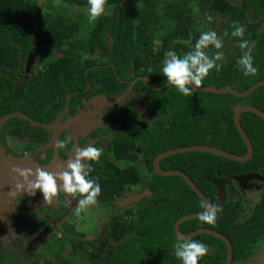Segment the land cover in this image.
<instances>
[{
  "label": "trees",
  "instance_id": "16d2710c",
  "mask_svg": "<svg viewBox=\"0 0 264 264\" xmlns=\"http://www.w3.org/2000/svg\"><path fill=\"white\" fill-rule=\"evenodd\" d=\"M58 1L64 6L51 12L43 10L34 0H0V119L13 112L29 117L15 115L5 120L1 136L7 128L17 137L29 130L32 144L35 141L44 144L48 132L31 120L53 123L62 110L68 108L69 114H75L78 106L83 108L85 99L94 95L115 99L125 94L124 99L107 110L103 125L91 133L93 137L108 135L98 141H107L106 148L99 143L94 145L102 149L99 162H92L95 171L89 174V178L102 187L96 204L119 209L118 215L110 217L107 231L116 242L127 239L122 250L130 253L129 264H153L149 260L182 264L175 255L174 244L178 237L174 222L183 215L203 210V200L182 176L156 173L153 161L162 151L198 144L246 154L248 149L235 124L234 110L238 104H251L264 110V85L248 96L209 90H195L191 96H184L174 86H164L168 82L162 73L165 53L175 50L184 56L194 51L196 41L207 29L206 23L200 28L197 22L200 7L206 5L212 14L225 18L226 23L219 33L223 47L209 46L205 52L210 56L223 52L224 59L217 62L222 64L220 71H211L199 88L249 89L264 80V0H241L240 3L231 0H107L106 5L112 6L113 11L93 20L89 32L83 30L88 16L83 7L89 6L88 0ZM67 5L82 7L77 11L82 13L64 12H72ZM236 23L246 27L243 38L231 35ZM167 27L169 31L157 44V34ZM225 31L227 36H224ZM241 39L254 44L252 55L254 66L258 68L254 76H245L237 63L247 51L239 47ZM35 47V62L29 70V53ZM241 121L254 146L251 159L242 162L195 150L167 156L160 162L163 169H180L189 174L212 204L223 209L218 212L214 225L201 222L197 217L182 223V232L199 227L223 232L233 244L235 261L248 258L254 245L264 237V193L250 218L245 220L240 218L242 205L226 197L228 188H235L234 176L264 175V119L257 113L245 111ZM74 143V140L69 141L67 148ZM116 160L129 163L120 166ZM138 160L145 164V174H141L134 163ZM134 186L139 187L138 191L141 186L148 187L153 196L144 198L143 201L148 202L146 209L142 206L135 217H129L131 208L121 209L115 200L130 193ZM220 190L224 191L223 202L217 196ZM84 227L87 228V223ZM70 231L77 230L70 228ZM60 240L49 244L46 250L56 255L57 264H75L76 256L62 255L64 243ZM190 240L215 249L200 262L224 264L227 245L223 240L207 233ZM136 241L141 243L140 248ZM13 261L10 257H0V264H13Z\"/></svg>",
  "mask_w": 264,
  "mask_h": 264
},
{
  "label": "flooded vegetation",
  "instance_id": "af4514ba",
  "mask_svg": "<svg viewBox=\"0 0 264 264\" xmlns=\"http://www.w3.org/2000/svg\"><path fill=\"white\" fill-rule=\"evenodd\" d=\"M145 77H143V78H145ZM137 79H139V77L134 79L133 81H131V84H134ZM121 96H122L121 99H124L126 97L125 94H123ZM119 97H117L118 101L121 100V99L119 100ZM88 100H90V99H85L84 104ZM85 106H86V104H85ZM85 106L83 108H85ZM67 107H68V104H67ZM78 107L79 108H78V110L76 111L75 114H71V113L69 114L67 112L68 108L66 110H62L60 113H58V115H57L56 119L53 121V123L45 124V123L39 122V123H41L40 125L35 124L36 126L45 127L46 131L48 132L47 142H45L44 144H39L36 141L33 142V144H32V142L30 141V137H29L30 136V132H29V130H26L23 135L18 136L19 138L24 136L25 134L28 136L29 140H28V142H26L25 145L22 146L23 148H20L21 146H18V145H15L14 147L8 146L6 139H7L8 136H13V135L11 133H9V128H7L4 131L5 135L1 136L2 127H3V124H4V122H3L1 124V126H0V143H1L2 147H4V149L6 150V154L7 153L8 154H13L15 157L17 156V157H19L21 159H24L22 157L28 158V157H30V155H33L32 151L37 150V148H40V150L37 152L39 155L36 154L34 156V161H37L39 163L40 167L41 166L42 167L47 166L49 164V162H50V165H51L55 161H57V163L54 164L55 167L58 165V163L61 164V167H62V164L64 166V162L65 161L67 162L72 157L71 153L76 148H82V147H85V146H88V145L94 146L96 143H99L103 148H106L107 145H108L107 141L98 142L99 139L101 137H103L104 135L93 137L91 135V133L93 132L94 129L100 128L103 125V121L105 120L104 115H105V113H107V110L111 109L112 105L109 108L105 109V112H101L100 113L101 115L99 117L100 120L98 121L99 122L98 125L95 126L92 129H89L88 135H86L87 133H85V135H83V137H81L82 135L81 136L77 135V134H80V132H79L78 128H76V127L75 128H71L72 132L69 133V130L66 129V128L60 129L57 126H54L55 125V121L57 119H59L61 122H65L69 118V116H75L80 109H83V108L80 107V105ZM62 113H63V115H61ZM31 121H35V120H31ZM36 122H38V121H36ZM59 129L61 131L59 132V137H58L59 141H58V143L59 142H63L64 143V147L63 148H57L56 144H55V136H54V134L57 131H59ZM105 136H108V135H105ZM13 137L14 138H18L17 136H13ZM71 140H74L75 143H74L73 147L67 148V144ZM6 157H9V156L6 155ZM6 159H8V158H6ZM27 162H29V161L27 160ZM118 162H121V163L123 162L124 164H128L129 163L128 161H125V160L124 161L116 160L117 164H118ZM90 166L92 168L91 172L95 171V170H93L94 166L92 165V162H90ZM62 170H64V168L62 167V169H61L59 167V168H56L52 172L53 173H57V172L62 171ZM16 180H17V184L18 183H24V178L23 177H18ZM254 180L255 181L258 180V183L255 182ZM233 181H234L235 188L229 187L226 197L228 199H233L234 201L239 202L242 205L243 210L240 213V218L245 220L247 218H250V216L252 215L254 209L256 208V205L259 202H261V198H262V195L264 193V175L263 174H241V175L234 176L233 177ZM62 183H63L62 181H58V184H60L61 186H62ZM255 186H257V187H255ZM11 187L12 186H8V185L3 187L2 192L6 193V194L2 198V203L4 205H6L5 204V199L8 202L13 200L16 203L17 208L13 209L11 207L12 208L11 209L10 206H9L7 208V210H6V211H8V209H10V211H11L9 213L10 217L8 216L9 217L8 218V222H11V229L10 230H6L5 227H1L0 226V247H5L7 249V251H8L7 254L1 253L0 257H5V256L6 257H10V258H12L14 260L13 264H16V257L14 256L13 251L16 250L15 249L16 247H19V243L20 242L18 240H19L21 234L26 231L25 230L26 227H24L23 228V232L19 233V230H21L22 226H24L26 223L33 224V227L38 230L37 232H38L39 235H42V234L45 233L44 229H46V230L50 229L51 230V228L53 227L52 226L53 223L50 222L51 220L48 221V217H49L48 213H52L51 211H53L55 213L60 208L61 199H59V197L67 196L69 194H67V193H65V192H63L61 190V191H59L57 198L53 199L52 203H47L44 200L42 192H40L39 190H37V192H36V194L34 196H30V195H27V193L24 192L23 190L18 189L16 186L14 188L13 187L11 188ZM138 188H139L138 186H134L133 187L134 190H132L130 193L138 191ZM248 188H249V190H248ZM256 188L257 189L263 188L261 197L258 200H256L257 196L254 193V189H256ZM140 189L141 190H139L138 192H139V194L141 196L137 199V201L135 203H133L135 200L130 198L127 201L128 203L123 208H121V209H124V210L127 207L131 208L132 213L128 215L129 217H135V214L137 213L139 208L142 207V206H144V209H146V206L148 205V202L147 201H143L144 198L153 196V192L148 187L141 186ZM241 190H242V192H241ZM247 192H249V194ZM130 193H128V194H130ZM128 194H125V195H128ZM125 195H123L122 197H118V198H123ZM246 195H249L250 197L252 196L253 199L250 198V199H252V201H249V198H248V200H246V199L243 200V197H246ZM217 196L220 198L221 202L224 201L225 195H224V191L223 190H220L219 192H217ZM21 198H22V200L20 201L19 199H21ZM118 198L115 200V204H117ZM158 202L159 201H157L156 203H158ZM72 204H73V199L69 200V204H68L67 208H69V206H71ZM117 205L119 206V203ZM99 206H101V205H99ZM101 207H103L104 211H107V213H106V217L104 219L105 222H104V224L102 222V225L100 227L99 233L94 232V234H93V232L88 229L89 223H87V230L85 232H82V231L80 232L78 226H76L73 221H68V222H65L63 224L61 223L62 229L64 231L63 236L57 235V234H55L53 232H50L49 236H50L51 240H49L47 242V244H44L43 246H41V249L38 248V250H40V251L34 250L35 248H31V250L27 253V259L29 261L27 263H24V264H41V260H40V257H39L41 255L42 256H46V257L50 256L49 259H46L47 263H49V264H57V260H56V257H55L56 255L53 252H51V251H47L46 247L49 244H51V243H54V242L56 243L60 239H61L60 242L62 241L64 243V248L62 249L63 250L62 251V255L65 256V257L72 256V255L76 256L75 264H80L79 263L80 261H82V263H84V261H88V263H89V261H91V260L92 261L96 260L95 262H97L98 264H129L131 262L130 253L127 250H122V248L124 246H126V240L127 239L124 240L123 242L122 241L116 242V241H114L113 239L110 238L109 233L107 231L108 221H109L110 217L113 214L114 215H118L119 209L115 210L113 208H108V207H106L104 205H102ZM119 207H121V206H119ZM38 208H39V210H38ZM25 209H26V211L33 213L34 217H28V216L24 215ZM204 210L205 209H203L201 211H198V212H202ZM133 212H134V215H133ZM44 213L46 215H48V216L45 217L44 215H42ZM194 213H197V212H194ZM179 218H177L175 220V222H174V226H173L174 231H175V224H176V222H177V220ZM195 218H197V217H195ZM191 219H193V218H191ZM187 220H189V219H187ZM185 221H183L182 223H184ZM182 223L180 224V231L181 232H182V230H181ZM54 225H56V224H54ZM91 227H93V222H91ZM263 227H264V223H263ZM53 228H56V226L53 227ZM70 228H72V229L76 228L77 231L72 233L70 231ZM203 228H211V227H199V228H196V229H194V230H192V231H190L188 233H183V232L182 233L184 235H187V234H190V233H192V232H194V231H196L198 229H203ZM211 229H214V228H211ZM214 230L219 231L217 229H214ZM219 232L223 233L221 231H219ZM15 234H17V235H15ZM38 234H37V238H39ZM71 234H73L72 236H74V238H72L70 236ZM175 234H176V232H175ZM199 234H202V233H199ZM199 234H196V235H194L193 237H191L189 239H192V238H194L195 236H197ZM207 234H210V233H207ZM89 235L90 236L92 235V239L89 238ZM224 235H226V234H224ZM17 236H19V238ZM177 237H179V236L177 235ZM86 240H88L87 243H86ZM62 242H61V244H62ZM261 242H264V237H263V239H261L260 242H258V243H256L254 245L253 249H251V252L253 250L259 248ZM81 243H82V245L80 247H78L79 244H81ZM136 244L138 245L137 247H139V248L141 247V243L140 242L136 241ZM97 247H99L97 250H94V249L92 250L91 249V248H97ZM9 248H10V251H9ZM70 249L73 251L72 253L69 252ZM214 252H215V249H213L212 247L209 248V253L212 254ZM227 253H228V246H227ZM114 254H116V255H114ZM84 256H85V259H83ZM77 261H79V262L77 263ZM103 261H104V263H103ZM149 261H152L153 264H159L155 260H149ZM159 261H163V259H159ZM236 262H239V261H235L234 260V248H233V260H232L231 264H235ZM147 263H149V262H146V264ZM198 264H203V262L198 261Z\"/></svg>",
  "mask_w": 264,
  "mask_h": 264
},
{
  "label": "clouds",
  "instance_id": "9594fccd",
  "mask_svg": "<svg viewBox=\"0 0 264 264\" xmlns=\"http://www.w3.org/2000/svg\"><path fill=\"white\" fill-rule=\"evenodd\" d=\"M106 3L107 0H88L90 6L88 10L89 19L96 20L99 18L105 10ZM212 19L211 16L208 17L209 21ZM233 28L231 33L233 37H244L246 32L244 25L236 23ZM227 35L228 32L225 31L224 36ZM209 46H214L216 49L223 47L222 39L218 37L215 31L202 32L194 45V51H190L184 56L178 55L175 50L167 51L165 53L166 59L163 61L162 73L167 78L168 86H174L184 96H191L202 85L211 71H220L222 64L217 62L223 61L224 54L217 51L213 56L208 55L205 49ZM239 47L247 49L237 62L243 74L245 76L256 75L258 68L254 66L252 55L254 44L241 39ZM57 147L63 148L64 143L59 142ZM101 156V148L88 145L77 148L75 158L68 161L66 169L57 173H50L40 168L35 170L16 168L14 171L24 178V183H18L16 187L30 196H34L39 190L47 203H52L61 190L73 198L79 195L82 197L78 201L79 209L83 210L89 205L96 204L102 193L101 185L96 180L89 178L92 171L90 162H99ZM33 176L35 179H30ZM58 181L63 182L62 186L58 184ZM201 207L205 211L199 215V220L214 225L218 219V212H222L223 209L203 202ZM174 249L176 257L182 261V264H198V261L209 253L208 246L203 242L183 237L177 238Z\"/></svg>",
  "mask_w": 264,
  "mask_h": 264
},
{
  "label": "rangeland",
  "instance_id": "374dc122",
  "mask_svg": "<svg viewBox=\"0 0 264 264\" xmlns=\"http://www.w3.org/2000/svg\"><path fill=\"white\" fill-rule=\"evenodd\" d=\"M34 1H36L43 10H48L51 12H57L62 6H64L63 4H61V1H58V0H34ZM231 1L234 3H240L241 2V0H231ZM67 6H69V5H67ZM69 8L72 10V12H68V10H64V12H66L68 14L74 12V14H76V15H78L79 13H82V12H77L82 7H79L76 5H71V6H69ZM83 8L87 11L89 10V6L83 7ZM112 11H113V7L106 5L103 14L104 13H111ZM200 11H201L200 16L197 19V22L199 24L198 26H200V28H204L205 23H206L207 24L206 31H215L219 37V33H220L221 28L224 25V23H226V19L222 18L218 15L212 14L210 9L206 5H202L200 7ZM84 13L88 16H87L86 23L83 24V30H84V32H89L92 28L91 24H92L93 20L89 19V11L84 12ZM209 16H211L213 18L211 21L208 20ZM250 16L251 17H259V16L254 15V14H250ZM168 31H169V28L167 27L162 32L157 34V44H159L160 37L163 36L164 34H166V32H168ZM99 60H102L101 56H99ZM34 62H35V60H34ZM34 62L29 66V70H31L30 68H31V66L34 65ZM121 98H122V96L119 97V100ZM117 102H118V98L108 99L106 97H103V95H95V96H93L92 99L88 100L85 103L86 104L85 108L80 109L75 116H69V118L65 122H61L59 119H57L55 121L54 126H57L60 129L66 128L69 130V133L72 132L71 128L76 127V128H78V130L80 132V134H77V135L78 136L82 135L81 137H83V135H85V133H87L86 135H88L89 129H92L98 125V123H99L98 121L100 120L99 117L101 115L100 113L105 112V109L109 108L111 105H114ZM61 115H63V113ZM60 129H59V131H57L54 134L56 147H57V144L59 141L58 137H59V132L61 131ZM6 140H7L8 146H10V147H14L15 145H18V146H21L20 148H23L22 146L25 145L29 139H28V136L25 134L24 136H22L20 138L19 137L14 138L13 136H8ZM76 149H74L73 152L71 153L72 157L69 160H72L75 158V150ZM39 150H40V148H37V150L32 151L33 155H30V157H28V158L22 157L24 159H21L19 161H15V159L19 158V157H17V156L15 157L13 154H8V153L6 154L9 156V159H5V158L1 157V155H0V188L2 186H7V185L12 186L14 188L17 185L16 179L18 177H21V176L19 175L18 172L14 171V169H16V168L32 169V170L40 168V169H44L45 171H48L50 173H53L52 171H54L56 168H59V167L61 169H62V167L64 169H66L67 163L69 160L67 162L65 161L64 166L62 164V167H61V164H59V163L55 167L54 164L57 163V161H55L51 165L49 162V164L47 165L48 167L47 166H45V167L41 166L40 167L39 163L37 161H34V156L36 154H38L37 152ZM4 151L6 153L5 149H4ZM27 160L29 162H27ZM134 163L138 166L141 174L146 173V166L141 160H138ZM118 165L124 166L126 164H124L123 162L122 163L118 162ZM30 179H35V177L34 176L30 177ZM255 182L258 183V180H256ZM255 187H257V186H255ZM248 190H249V188H248ZM262 191H263V188L254 189V193L257 196L256 200H258L261 197ZM241 192H242V190H241ZM247 193L249 194V192H247ZM5 194L6 193H3L0 190V202H1L0 203V213H3V211L5 209V207L3 208V206H2V198L4 197ZM140 196L141 195L139 194V192L135 191L133 193L125 195L123 198H118L117 204L119 203V206H121V208H123L128 203L127 202L128 199H130V198L134 199L135 201L133 203H135ZM70 198L73 199V204L71 206H69V208H67L68 204H69V200H71ZM81 198L82 197H80L79 195H77L75 198H73L70 194L67 196L59 197V199H61L60 208L55 213L53 211H51L52 213H48L49 214L48 221L51 220L50 222L53 223L52 226L53 227L56 226V228L52 227L51 230L50 229L46 230L42 227L45 231V233L42 235L38 234V232H37L38 230L36 228H34L33 224H31V223H26L24 226H22L21 230H19V233L23 232L24 227H26L25 228L26 233L23 232L21 234L20 238H19V236H17L19 238L18 241L20 242L19 247L15 246L16 250L13 251L14 256L16 257V264H24V263H27L29 261L27 259V253L31 250V248H35L34 250L40 251V250H38V248L41 249V246H43L44 244H47V242L49 240H51L50 236H49L50 232H53L57 235L63 236L64 231L62 229L61 223L63 224V223L68 222V221H73L75 223V225L78 226L81 231L82 230L86 231L87 228L84 226L86 223H89L88 229L90 231H92L93 234H94V232L99 233L102 222H103V224L105 222L104 219L106 217L107 211H104L103 207L96 205V204L89 205L85 209L80 210L78 201ZM248 198H249V201H252V199H253L252 196L250 197L249 195H246V197H243V200H245V199L248 200ZM250 198H252V199H250ZM19 200L21 201L22 198ZM5 204H6V208L9 206H10V208L12 207L13 209L17 208L16 203L13 200L8 202L5 199ZM38 210H39V208H38ZM10 212H11L10 209H8V211H6L0 217V226L5 227L6 230L11 229V222H8V218L10 217L9 216ZM27 212L28 211H26V209H25L24 215H26L28 217H34L33 213H31V212L27 213ZM42 215H44L45 217L48 216L45 213ZM91 222H93V227H91ZM54 224H56V225H54ZM37 234H38L39 238H37ZM15 235H17V234H15ZM89 238L92 239V235L91 236L89 235ZM87 242H88V240H86V243ZM81 245H82V243L79 244L78 247H80ZM98 248L99 247L91 248V249L97 250ZM9 251H10V248H9ZM69 252L72 253L73 251L70 249ZM1 253L7 254L8 251L5 247H0V254ZM250 254H251L250 257H248L242 261L236 262L235 264H263L264 263V242H261L260 247L253 250ZM39 257L41 260V264H49L46 262V259H49L50 256L46 257V256L41 255ZM95 261L91 260V261H89V263H88V261H84V263H82V261H80V262L77 261V263L79 262L80 264H87V263L88 264H98Z\"/></svg>",
  "mask_w": 264,
  "mask_h": 264
},
{
  "label": "water",
  "instance_id": "95a60500",
  "mask_svg": "<svg viewBox=\"0 0 264 264\" xmlns=\"http://www.w3.org/2000/svg\"><path fill=\"white\" fill-rule=\"evenodd\" d=\"M37 53V48H33L31 50V52L29 53V59L27 61V65L28 67L34 62L35 59V55ZM144 80L149 84V79L147 77L144 78ZM168 84V82L164 85L166 86ZM264 85V80L259 81L257 83H255L254 85H252L249 89L245 90V91H238L234 88L231 87H226V88H216L214 86H206V87H201L198 88L196 90H209V91H213L216 93H225V92H231L236 94L237 96H248L250 95L255 89H257L258 87ZM163 86V87H164ZM193 88H195L194 85H192ZM245 111H251L254 113H257L258 115H260L263 119H264V110H262L261 108L251 105V104H238L235 107L234 110V120H235V124L237 126V129L239 130L242 138L244 139L246 146H247V153L244 155H238L235 153H232L230 151H227L223 148L217 147V146H213V145H209V144H198V145H191V146H183V147H177V148H172V149H168L166 151H162L159 154H157V156L155 157L153 164H154V170L156 173L161 174L163 176H173V175H179L182 176L185 181L193 188V190L201 197V199L204 201V203H207L209 205H212L211 201L209 200V198L205 195V193L199 188V186L195 183V181L190 177L189 174H187L186 172L180 170V169H170V170H166L163 169L161 167V160L167 156L173 155V154H177V153H181V152H186V151H210V152H214L217 154H221L224 155L226 157H229L231 159L237 160V161H247L249 159H251L254 155V146L253 143L251 141V139L249 138L247 132L245 131L242 121H241V115L243 112ZM15 115H18L19 117H23L25 119H29L28 116H26L25 114L21 113V112H13L10 113L8 115H5L4 117H2L0 119V126L1 124L7 120L10 117H13ZM34 124L40 125L41 123L33 121ZM0 155L3 158H8L6 157V153L4 151V148L2 147L1 143H0ZM3 155V156H2ZM21 160V158H16L15 161H19ZM4 186H2L0 188V190L2 191ZM1 203V202H0ZM3 208L5 207L4 211L6 212L7 208L6 205H4L2 203ZM3 211V213H0V217L5 213ZM205 211V210H204ZM202 211V212H204ZM202 212H197V213H190L187 215H184L182 217H180L176 224H175V232L179 237H183L185 239H189L191 237H193L196 234L199 233H210L214 236H217L219 238H221L228 246V253H227V258L226 261L224 262V264H231L232 260H233V245L232 242L230 241V239L224 235L223 233H220L219 231H216L214 229L211 228H203V229H198L190 234L184 235L181 231H180V224L187 220V219H191V218H195V217H199V215Z\"/></svg>",
  "mask_w": 264,
  "mask_h": 264
}]
</instances>
